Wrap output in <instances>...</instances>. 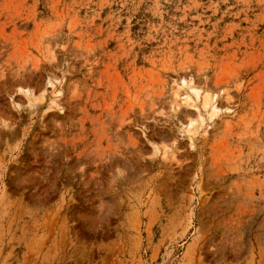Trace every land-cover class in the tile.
I'll return each instance as SVG.
<instances>
[{
    "label": "rangeland",
    "instance_id": "rangeland-1",
    "mask_svg": "<svg viewBox=\"0 0 264 264\" xmlns=\"http://www.w3.org/2000/svg\"><path fill=\"white\" fill-rule=\"evenodd\" d=\"M0 264H264V0H0Z\"/></svg>",
    "mask_w": 264,
    "mask_h": 264
},
{
    "label": "bare ground",
    "instance_id": "bare-ground-1",
    "mask_svg": "<svg viewBox=\"0 0 264 264\" xmlns=\"http://www.w3.org/2000/svg\"><path fill=\"white\" fill-rule=\"evenodd\" d=\"M216 109V108H215ZM213 111H214V107H213ZM213 111H211V112H213ZM213 114V113H212ZM215 116H216V114H214Z\"/></svg>",
    "mask_w": 264,
    "mask_h": 264
}]
</instances>
